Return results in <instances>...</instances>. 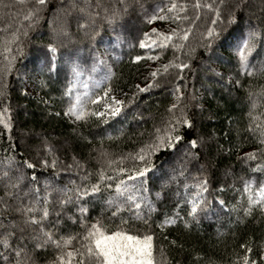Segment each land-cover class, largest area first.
Wrapping results in <instances>:
<instances>
[{
  "label": "trees",
  "instance_id": "16d2710c",
  "mask_svg": "<svg viewBox=\"0 0 264 264\" xmlns=\"http://www.w3.org/2000/svg\"><path fill=\"white\" fill-rule=\"evenodd\" d=\"M235 1L0 0V264H103L94 231L264 264V2Z\"/></svg>",
  "mask_w": 264,
  "mask_h": 264
},
{
  "label": "rangeland",
  "instance_id": "374dc122",
  "mask_svg": "<svg viewBox=\"0 0 264 264\" xmlns=\"http://www.w3.org/2000/svg\"><path fill=\"white\" fill-rule=\"evenodd\" d=\"M235 2L237 4L243 3L244 0H236ZM263 2H264V0H253L252 6H259ZM65 6H67V4H65ZM63 8L64 7H62V6L56 8V13L61 14L64 10ZM129 24H130V26L133 25V23H131V22ZM133 26H135V25H133ZM57 31H60V32H57ZM62 31L63 30H56L57 33H63ZM27 68L28 67L26 66L25 70H22L18 74V78L20 79L19 81L22 83L26 93L31 94V95H35L36 93H35V88H34V84H35L34 81H36V76L31 74V72H32L31 69L26 70ZM2 74H3V72H2ZM105 74H106V69L103 66V68L98 69L96 74H94L93 76H89L90 73H85V74H82L81 76H77L73 81H71L68 84V88L66 90L67 97L70 100H75L74 104L71 107V110L75 111L76 115H78L77 112L79 111V103L82 100L84 101L86 94L91 90V88H93L94 86L99 84V81L104 78ZM3 86H4L3 81L0 80V95H1V97H2V93L4 92ZM138 116L136 117L138 119L151 120V118H148L147 116L144 117V115L141 117H138ZM169 117H171V114ZM134 120H132V122L130 121L129 124L131 125L134 122ZM1 121L2 120L0 118V122ZM136 122H139V121H136ZM163 122L160 124L162 125ZM155 127H157V126H155ZM155 130H156V128H155ZM22 135H23V138L25 139L26 134L23 132ZM37 138H41V137L37 136ZM181 157H182V153H180V159L182 160ZM177 161L179 162V159ZM177 161L175 162V164H179V163H177ZM163 169L165 170V171L163 170V172L165 173L166 172L165 167ZM149 172L147 171L145 174H148ZM67 185L70 186V184H67ZM50 188L54 189L55 185H51ZM57 189L58 188L54 189V191ZM45 190H48V188ZM36 201L37 200L35 198L29 196L28 206L31 209L35 208V205L37 203ZM251 202L255 204V203H257V199L252 198L251 200H249V203H251ZM107 204H109V203H105L104 206L106 207V209H110V207H108ZM147 204H148V202L145 201V205H147ZM114 208L116 209V206H114ZM26 212H27V209L23 210V214H26ZM60 215H62L64 217V215H66L65 211L61 212ZM24 221L29 222V219H27L25 217ZM93 235H95L94 240H93L94 245H95L96 249L98 250V252L100 253V255L102 256V259H103L102 263L103 264H153L151 257H150V242H149L148 238H135V237H131V236H128L126 234H123V233H119V232L106 234L103 232L94 231Z\"/></svg>",
  "mask_w": 264,
  "mask_h": 264
}]
</instances>
